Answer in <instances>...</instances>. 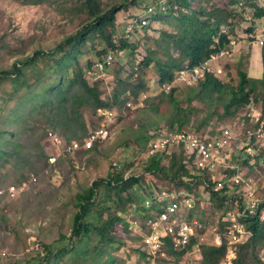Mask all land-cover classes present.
<instances>
[{
  "label": "trees",
  "instance_id": "trees-1",
  "mask_svg": "<svg viewBox=\"0 0 264 264\" xmlns=\"http://www.w3.org/2000/svg\"><path fill=\"white\" fill-rule=\"evenodd\" d=\"M227 1L224 7H218L214 0H167L166 11L157 9L148 20L165 22L173 32L161 31L159 37L151 39L147 37L150 25L141 26V23H138L136 27L139 31L135 27L134 32L130 34L133 36L135 30L136 34L143 32L146 39L144 46H147L149 41L152 43L151 47H146L145 57L137 62L135 57L141 48L140 41L133 42L124 34L122 38H117L116 14L120 8L125 10H129L130 7L141 8L142 0H124L122 4H114L105 9L101 6V0H24L23 3L28 6L54 4L57 10L72 14L71 22L79 17L85 18L74 33L64 34L56 47L35 51L32 55L18 58L8 70H0V85L8 80L12 89L11 94L4 91L3 101L12 100L17 94L22 93L16 104V106L20 105L21 109L9 121L19 123L21 126L22 122L19 118L28 115L29 111L32 114L45 110L49 126L51 124L54 130L60 131L67 142H82L89 134L85 110L90 111L92 115H96L100 109L121 110L128 101L138 105V99L145 95L147 107L140 110L143 118L139 119L136 135L130 142L136 145V152L147 154V149L153 140L148 135V130L159 129L161 121L166 122L169 132L190 131L201 134V131L210 128V123L215 118L220 121L226 118L234 120L248 108L255 107L259 103L264 106V47H260L261 78L249 76L248 72L239 65L237 70L239 82L236 86L211 74L206 75L194 86L173 85L179 71L201 65L209 60L211 55L225 49L231 39H238L237 29L241 22L247 21L246 15L249 11L252 15L251 22L264 19V7L259 6V2L264 4V0ZM153 2L155 4L156 0ZM154 4L146 5L142 12L146 13ZM194 4H197L196 8ZM134 18L138 19L139 15ZM247 31L249 34H254L257 31L256 25L253 24ZM95 35H100L104 43L102 49H97L98 59H102L109 52L114 57L112 66L120 53H126L130 59L131 70L125 78L122 77L123 65L118 63L117 85L112 99L102 98V82L97 81L91 85L86 79L95 60L89 61L85 66L77 60L80 47L85 44L88 37L94 38ZM246 40H250V44L255 43L254 39ZM230 60L231 57H228L219 63L223 64L224 75L229 77L232 76ZM153 71L157 74L159 86L173 85L168 92L151 93L148 76ZM24 93H28L27 98ZM194 103H199L201 109L194 106ZM33 104L38 106L34 107ZM163 104L169 107L167 114L160 113V106ZM5 107V105L1 106L0 110H4ZM152 112L157 116L156 120L151 117ZM193 118L195 122H192ZM263 119L264 114L261 120ZM244 120L245 131H257L260 128L261 120L255 125L249 124L247 115ZM15 130L16 132L0 131V145L5 141L4 135L10 137L7 144H2L0 147V182L2 179H9V173L13 171L17 174L16 182L20 185L26 168L30 169L29 175L40 174L48 164L49 156L41 147L43 135L37 124L30 125L26 129H21L17 125ZM220 134L221 131L217 133L212 129L205 137H215ZM23 135L27 136L24 138ZM4 145L8 150L2 148ZM97 147L99 146L78 153L90 154L97 151ZM243 153L244 150H239L238 157ZM234 160L239 165L250 166L248 160L242 163L236 158ZM191 161L192 159L187 161L181 149H175V151L170 150V153L147 155L140 176L125 177L126 170L133 166L131 164L127 165L126 170L124 167L120 171L111 167L105 179L93 182L90 187L76 194L73 201L76 212L73 215L71 235H60L53 244L44 245V254L38 256L35 262L88 264L89 261H94L97 256L105 253V263L110 264L114 259L111 255V247L115 240L111 233L115 224L122 223L124 228L127 227L124 214L134 203H137L138 210L145 213L143 216L145 222L158 214L160 211L156 202L150 208L143 207L142 203L145 197H153V192L160 188L159 184H162L167 191H188L193 194L196 192L193 191L195 186L203 187V192L200 194L204 196V200H210L214 207L223 211L221 216L223 218L234 205V199L226 195L225 189L219 192L213 191L208 172L197 170ZM228 172L231 176L236 171ZM147 180L154 187V191L149 190L148 185L145 187ZM134 212L136 213V210ZM190 212L192 214V211ZM136 216L138 217L139 213ZM188 218L190 220L192 216L189 215ZM242 222L251 231L252 236L246 242L239 244L234 264H264V255L261 256L264 252V222L257 217H248L242 219ZM221 227L223 230L226 225ZM144 228L146 229L145 225ZM198 234L202 235L203 229ZM63 243L65 244L62 245ZM195 243L196 239L192 238L191 246ZM227 245L224 238L221 246L202 244V264H220L227 252ZM57 246H59L57 252H54V247ZM162 252L173 256L176 264H179L184 255L183 251L173 248L169 238L165 239ZM142 255L145 258L152 257L148 250ZM102 262V257H99L95 264Z\"/></svg>",
  "mask_w": 264,
  "mask_h": 264
},
{
  "label": "rangeland",
  "instance_id": "rangeland-1",
  "mask_svg": "<svg viewBox=\"0 0 264 264\" xmlns=\"http://www.w3.org/2000/svg\"><path fill=\"white\" fill-rule=\"evenodd\" d=\"M23 1L0 0V70H8L18 58L32 55L35 51L40 49L45 51L56 47L63 35L74 33L79 23L85 18L79 17L71 22L73 20L72 14L67 11L61 12L57 10L54 4L28 6ZM142 1L141 8L130 7L129 10L120 8L116 14L117 38H122L123 34L130 30L132 19L135 16L145 17V13L142 10L145 9L146 5L154 4L153 0ZM122 3H124V0H101V6L104 9L114 4ZM214 3L218 7H224L228 1L214 0ZM263 5L260 1L259 6L264 7ZM196 7L197 4H194V8ZM246 17L247 21L245 23L241 22L237 29L238 39H235L236 45L233 47V54L229 61L232 76H225V72L214 74L215 77H219L222 81L235 86L239 82L237 77L239 65L248 72L249 76L253 78L262 77L261 54L259 55L260 46L256 43L259 42L260 35L257 39L254 38L258 33L264 31V19L251 22L252 15L250 11ZM253 24L256 25L257 31L254 34H249L247 30ZM148 25H150V29L147 30V37L151 39L159 37L161 31H172V28L162 21H151L149 19L146 26ZM137 30L139 31V29ZM252 35L254 38L251 37ZM95 36L94 38L88 37L77 53V60L83 66L89 61H96L98 59L97 49H102L104 46L102 37L100 35ZM129 39L133 42L140 41L141 48L135 57L137 62H140L146 55V47H151L152 42L149 41L147 46H144L146 42L144 33L138 32L136 34V30L133 36L130 35ZM246 39H254V45L250 44V40ZM126 55V53L117 55L116 63L98 80L102 82L101 91L104 100L113 98L117 85L118 63L123 65V78L130 73V59ZM163 58L166 59L165 57ZM219 63L217 65L219 67H216V69H222L223 71V64ZM86 79L91 85L95 82L88 75ZM148 80H150L151 93L159 94L163 91V88H166L165 85L162 87L158 85L157 74L154 71L149 74ZM5 90L8 94L12 93L10 81L8 80L0 85V109L1 106H6L4 110H0V131L16 132L15 127L17 125L21 129H26L30 125L37 124L40 133L43 135L40 144L45 154L49 157L51 155H61L56 165L49 167V164H47L40 174L29 175L30 169L26 168L24 179L20 185L16 182L17 177L15 175L17 174L13 171L9 173V179H2L0 182V264H38L35 259L44 254V245L53 244L60 238V235H71L73 215L76 212L73 201L77 193L90 187L93 182L105 179L111 167L120 171L124 167L126 170L127 165L131 164L133 166L126 170L125 177H136L142 174V165L146 160L147 154L145 152H136V145L130 141L136 135V125L139 123V119L143 118L140 110L147 107L145 103L146 96L143 95L138 99V105L128 101L121 110L117 108H115L116 110H109L114 113V116L108 117L111 119H106L108 124L111 122V140L97 147V151L90 154L78 153L72 156H65L62 152V143L67 141L60 131L54 130L51 124L49 126L45 110L33 112L32 114L29 111L28 115L19 118V121L22 122L21 126L19 123L15 124L9 121L21 109V106H16V104L22 93L17 94L14 99L4 102ZM24 96L27 98L28 93H24ZM36 105L33 104L34 107ZM194 106L201 109L199 103H194ZM168 111L169 107L167 104L160 106L161 114H167ZM263 114L264 106L259 103L255 107L243 111L234 120L226 118L220 121L215 118L211 121L210 128L201 131V135L204 137L212 129H215L217 133L225 129L232 131L234 139L219 158V161L223 163L224 169H220L217 176L228 174V171L233 166H236L241 177L256 187L260 197H264V136L257 144L260 148L253 149L250 153V166L239 165L234 159L236 158L242 163L246 158L244 153L238 157L239 150H244V143L246 142L245 135L247 131H245L246 123L244 117L247 115L249 124L255 125L261 120ZM84 115L88 133L100 126L98 112L96 115H92L90 111L85 110ZM151 115L153 119H157L153 112ZM195 121V118H193L192 122ZM159 125L167 130L166 122L161 121ZM260 126H263L261 130L264 134V119L260 121ZM49 131H53L63 138L60 139V144L53 143L48 139L47 134ZM25 136L27 135H23L24 138ZM4 137L5 141L2 144H7V140L9 141L10 137L7 135H4ZM219 138V135L211 137V139ZM2 148L7 149V146L4 145ZM173 150L175 151V149L171 151ZM144 185L145 187L148 185V189L154 191V187L148 180ZM12 186L21 189L15 198L6 196L7 189ZM159 187L158 190L164 189L162 184H159ZM193 191H196L195 194L197 196L195 206L193 205V208H191L192 214L190 212L191 209L188 210L184 207H182L179 214L182 217L191 215L192 219L202 226L203 234L201 239H199L201 245L206 243L208 245L221 246L223 243L222 235L225 230H222L221 225H226L225 216L221 217L223 211H219L217 207H214L210 200H204V196L200 194V192H203V187L195 186ZM205 196L207 197V194ZM134 211L135 209L128 207L126 214H124L125 223L127 224L126 228H124L122 223H116L114 226V230L111 233L115 240L111 247V255L114 259H112L110 264H176L173 260L174 257L164 252L160 255L150 254L152 257L148 258L142 255L146 251L143 237L148 232L144 228L145 221L143 216H145V213L142 210H138V208L136 213ZM138 213L139 216L137 217ZM232 213H236V211H232L229 215ZM106 217L107 215L104 216V218ZM246 241L243 240L237 243L232 240L227 243V252L220 264H234L233 261L236 258L239 244ZM58 247H54V252H57ZM263 255L264 252L261 253V256ZM99 257L103 259L102 264H106L105 253H102ZM99 257L97 256L94 261H89L88 264L97 263ZM190 258L195 264H202L200 253ZM185 261L186 259L183 255L179 264H183Z\"/></svg>",
  "mask_w": 264,
  "mask_h": 264
},
{
  "label": "built area",
  "instance_id": "built-area-1",
  "mask_svg": "<svg viewBox=\"0 0 264 264\" xmlns=\"http://www.w3.org/2000/svg\"><path fill=\"white\" fill-rule=\"evenodd\" d=\"M166 3L167 0H156V3L146 11L144 18L132 19L130 30L124 34L126 38H130V33L138 23H141V26H146L149 22L148 18L150 15L155 14L154 12L157 9H160L159 11H166ZM259 35L260 38L257 43L260 47H264V31L258 33L255 38L253 35L251 37L257 39ZM235 45L236 40L231 39L225 49L214 53L209 60L201 65L179 71L173 85L194 86L208 74H222V69H216V67H219L217 66L219 62L232 56ZM113 60L114 57L111 52L107 53L102 59H97L88 76L97 82L112 66ZM173 85H165L166 88H163V91L168 92ZM111 116H114L112 111L106 109L98 110L100 126L90 131L88 137L82 142L62 143L63 154L65 156H72L80 151L90 150L93 146H101L109 142L111 140V122L108 124L106 119H111L108 118ZM261 129H263V126H260L257 131H247L245 135L246 142L243 149L246 155L245 160L249 162H251V151L260 148L257 144L264 136ZM47 135L48 139L53 143L60 144V139H63L53 131H49ZM149 135L153 140L147 149V155L153 156L157 153H170L172 149H181L187 161L192 159L191 163L197 170L208 172L209 183L213 184V191L226 190V195L230 199H234V205L229 208L225 216L227 224L222 237L227 240V243L232 240L237 243L248 240L252 236V233L247 229L242 219L257 217L260 221L264 222V197H260L256 187L241 177L236 166H233L231 169L236 171L231 176L228 174L217 176L218 171L224 169L223 163L219 161V158L223 154V151L230 146V143L232 144L234 139L232 131L228 129L222 130L219 139H211V137H204L201 134L190 131L169 132L164 127H159V129L149 130ZM60 156L51 155L48 158L49 167L56 165ZM20 191L19 187L12 186L7 189L6 196L15 198L16 194H19ZM145 198L142 203L143 207L150 208L156 202L160 211L145 222L148 232L143 237V243L146 250L151 255L162 254L165 247V239L169 238L175 250L184 252L186 261L183 264H195L190 257L196 256L199 253L201 254L199 239H201L202 235L198 233L202 229V226L192 218L188 220V217H182L179 214L182 207L189 210L193 208V205L195 206V194L188 191H167L166 189H160L153 192V197ZM137 206V203H134L132 208L136 210ZM234 210L236 213L229 215ZM195 228L197 229L195 230ZM192 238L196 239V243L191 246Z\"/></svg>",
  "mask_w": 264,
  "mask_h": 264
},
{
  "label": "crops",
  "instance_id": "crops-1",
  "mask_svg": "<svg viewBox=\"0 0 264 264\" xmlns=\"http://www.w3.org/2000/svg\"><path fill=\"white\" fill-rule=\"evenodd\" d=\"M261 54V50H260V53H259V55Z\"/></svg>",
  "mask_w": 264,
  "mask_h": 264
}]
</instances>
